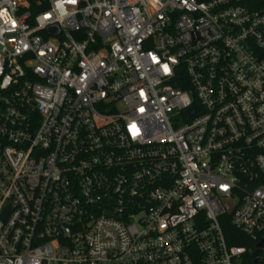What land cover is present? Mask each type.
Segmentation results:
<instances>
[{"label": "built area", "instance_id": "2783aa9c", "mask_svg": "<svg viewBox=\"0 0 264 264\" xmlns=\"http://www.w3.org/2000/svg\"><path fill=\"white\" fill-rule=\"evenodd\" d=\"M0 264H264V0H0Z\"/></svg>", "mask_w": 264, "mask_h": 264}, {"label": "trees", "instance_id": "16d2710c", "mask_svg": "<svg viewBox=\"0 0 264 264\" xmlns=\"http://www.w3.org/2000/svg\"><path fill=\"white\" fill-rule=\"evenodd\" d=\"M202 1H207V0H202Z\"/></svg>", "mask_w": 264, "mask_h": 264}, {"label": "water", "instance_id": "95a60500", "mask_svg": "<svg viewBox=\"0 0 264 264\" xmlns=\"http://www.w3.org/2000/svg\"><path fill=\"white\" fill-rule=\"evenodd\" d=\"M191 112H192V110H191Z\"/></svg>", "mask_w": 264, "mask_h": 264}]
</instances>
